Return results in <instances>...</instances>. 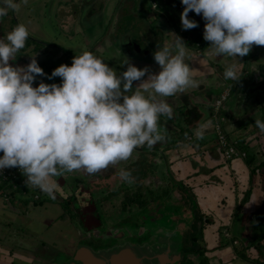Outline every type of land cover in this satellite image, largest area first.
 <instances>
[{
    "label": "rangeland",
    "instance_id": "rangeland-1",
    "mask_svg": "<svg viewBox=\"0 0 264 264\" xmlns=\"http://www.w3.org/2000/svg\"><path fill=\"white\" fill-rule=\"evenodd\" d=\"M92 1L34 0L31 2L28 0L27 5H22L19 12L9 10L6 16L0 17V39H5L7 33L12 31L16 25L24 24L29 31L28 39L36 41L39 45L38 52L34 55L22 56V60L15 57L14 61H10L14 67H24L35 57L46 75L37 76L33 86H38L41 81L49 84L61 83L59 77L52 80L47 78L51 75L50 71L57 67L55 66L56 61L60 60L59 62L62 64L72 63L73 57L84 51L92 52L111 66L118 75L126 71L129 65L138 69H148L143 80H147L149 74L158 73L160 66L154 68L152 64L143 62L144 59H142L144 52H148L147 55L151 58L153 53L160 50L150 49L146 45L147 42H152L156 33L160 31L155 24L151 23L150 17L154 16L153 21L157 19L162 21L163 15L158 13L159 11L162 14L174 11L179 16L183 9L181 7L176 10L175 7L181 1L156 0L159 5L157 9L152 8V0H124L123 2L106 0L99 8L97 7L98 3L94 4ZM2 6L3 2L0 0V7ZM127 41L132 42L130 47L131 45L133 48L138 46L141 53L139 55L132 54L134 57H130L128 48L124 45ZM125 61L127 63H124ZM186 62L188 63L187 58ZM236 64L238 67L240 66L238 68L240 79H243L246 74H244V69H248L249 77L245 79L246 75L244 79L249 80L251 86L257 83L262 88L264 87V69L263 73L258 70L254 73L250 72V67L264 64V46H253L247 56L233 59L231 65ZM209 65L211 69L207 65L203 68L200 67L197 78L200 79V82L205 81L209 84L211 92L214 93L209 96L211 101L218 93L216 85L220 75H223L225 68L230 64H220L217 67L216 62L211 61ZM140 83L141 81H134L133 88L135 89ZM226 87L230 88V92L224 114L228 118H235L233 123L236 128L232 130L225 128L228 132L227 136L230 140L244 138L245 132L249 137L251 136L252 141L249 148L257 152L258 161L256 162L259 163L262 159L260 154H262L261 146L264 147V134H261L256 127L255 120L264 121V92L257 93L255 90L259 88L257 85L251 95L247 94L242 97L239 87L237 85L233 88L230 87V82L219 87V90ZM172 109V119L177 120L180 127L184 126L183 120L185 115H189L188 111L184 109L183 114L174 106ZM206 111L204 110L205 116L209 114V111ZM225 120L226 118H224V122ZM165 121L166 119L162 123ZM174 122L172 121L170 124L175 126ZM158 124L159 127L163 126L160 121ZM145 146L134 150L127 161L109 165L107 169L94 175H89L81 170L53 178L57 184L54 199L39 188L27 186L28 192L23 193L20 197L27 198L33 191L42 193L41 204L34 205L32 200L26 204H20L18 200L10 203L8 194L5 192L6 195L0 197V205L7 211L10 210L11 213H17L18 209L26 211L20 215L24 229H20L18 233L20 236L28 234V238L21 239L22 244L4 241L6 246L4 245L1 249L5 252L11 251L14 254H20L22 256L20 258L43 255L48 262L63 261L66 259L65 257H68V251L70 252L76 246H88L94 251L99 249L103 251L104 248L112 246L109 243H104L107 242L106 240L97 241L93 237L94 235L91 236L92 233L101 232L103 229L101 227H106L110 233H115L112 228L124 230L125 233L121 237L125 238L126 234L133 233L132 237L136 238L140 236V233L136 231L137 228L134 232L132 228L135 226L132 225L144 223L146 228L143 229L145 236H149L146 238L148 241L143 244L130 242L132 249L139 257H147V260H143L144 264H177L183 257H186V261L191 262L193 253L191 248L202 249L201 242H199L201 235H199L200 231L195 221L198 219V223L204 224L206 215L203 217L204 210L197 205L196 199L198 198L195 194L186 192L191 197L188 200H182L181 196H178V193L183 190L181 188L179 191L178 187L173 189L174 184L169 178L166 166L164 163H160L159 157L161 156L153 152L154 149L150 150ZM245 152L248 157L252 155L248 149ZM238 162L243 169L240 173L244 178H240V183L238 180L236 182L234 180L233 190L237 191L233 193L232 197L235 210L230 220L223 221L227 223L223 227L229 229L236 243L232 245V240L227 242L221 238V242L226 246L221 250H231V255L235 260L228 262L230 264H264V193L258 188L259 179L257 176L248 178L246 174L248 172L245 170L248 165L245 159H238ZM122 168L131 172L132 183L125 182L120 178L119 171ZM223 169L222 167L216 169L222 176L221 185L224 186L230 180L228 184L232 186L233 181L227 176V169ZM204 171L208 172L206 168ZM235 172L233 174L239 177L238 172L236 170ZM135 173L139 176L137 177ZM136 177L138 178L137 183L134 180ZM161 180L164 181L162 185H160ZM173 180L177 182L175 178ZM248 189H250L249 192L251 191L249 196L241 202L242 196L238 194V191L243 193ZM35 193L32 194L33 199L37 196ZM70 195L75 197L74 200L70 199L74 205L69 202L65 203L66 198ZM152 198L156 199L155 202L152 201ZM178 200L181 201L179 202L180 207L174 204ZM59 201H63L64 206H61ZM223 211H225V215L229 212L227 209ZM185 212H187V216ZM69 213H73L72 218L67 216ZM192 214H199V217L197 219L195 216L193 219L189 218ZM64 215H66L65 220L63 219ZM44 220L46 222H43ZM194 224L196 227H193ZM10 229L11 226L0 228V235L6 236V234L15 233ZM223 229H221V233ZM87 234L92 239L90 237L88 239ZM246 235H249L250 239H247ZM245 239L247 240L245 241ZM194 240L196 243L193 244ZM118 241L123 243L121 240ZM126 247L130 246L122 244V249ZM116 249L118 247L112 246L109 251H116ZM25 253H28L27 256ZM218 261L223 260L221 258ZM193 262L198 261L194 260ZM22 264H29V262L24 261Z\"/></svg>",
    "mask_w": 264,
    "mask_h": 264
},
{
    "label": "clouds",
    "instance_id": "clouds-1",
    "mask_svg": "<svg viewBox=\"0 0 264 264\" xmlns=\"http://www.w3.org/2000/svg\"><path fill=\"white\" fill-rule=\"evenodd\" d=\"M2 2L0 17L9 10L19 12L28 0ZM181 4L182 30L199 26L189 19V12L205 21L203 39L209 43V55L242 58L253 46H264V0H181ZM174 37L154 53L160 71L147 80L142 79L147 68L129 65L118 75L84 51L73 57L70 66L61 64L47 77H59L61 83L41 81L33 86L37 76L46 75L35 57L24 67L10 63L29 38L27 27L16 25L0 39V170L18 168L27 177V186L54 199L53 178L81 170L94 175L127 161L137 148L146 145L151 150L162 142L159 117L173 118V109L163 98L199 86L186 62L188 47ZM223 77L234 82L241 78L236 65L227 66ZM134 81H141L135 89ZM255 125L264 134V121L257 119ZM206 127L201 124L196 130L198 139ZM119 176L132 183L130 171L122 168Z\"/></svg>",
    "mask_w": 264,
    "mask_h": 264
},
{
    "label": "crops",
    "instance_id": "crops-1",
    "mask_svg": "<svg viewBox=\"0 0 264 264\" xmlns=\"http://www.w3.org/2000/svg\"><path fill=\"white\" fill-rule=\"evenodd\" d=\"M102 1V0H101ZM99 0H93L92 2L98 3V8L102 7V2H105L106 0H103L102 2ZM124 0H118V2H123ZM31 2H34V0H31ZM23 8V7H22ZM160 13V11L158 12ZM178 13V12H177ZM28 14V13H27ZM163 15V20L160 19L153 21L154 16L150 17L151 23L155 24L157 28L160 30L156 33V36L154 37V40L152 42H147L146 45L149 46L150 49H161L166 42L171 43L174 41L175 37L178 36L181 38L182 34H187L185 37L181 38L186 46L188 47V55L186 58L188 59V64L190 68L194 69L195 75L194 78L200 82V79L197 78L199 75L200 67L203 68V66L207 65L209 69H211V66L209 65V62L213 61L216 62L217 67L220 64H232L233 59L235 57H227V56H212L208 54V47L209 45L205 46L202 51L198 50L197 44L194 45V43L190 40L194 38L195 34H190L188 30H182L180 17L177 15L176 20L175 17L173 21L168 20L167 17ZM165 18V19H164ZM199 20L205 22L202 18V16L197 15L196 17ZM150 29L155 32V30L149 26ZM180 28V30L178 29ZM204 28V27H203ZM204 29L201 31V35H203ZM174 35V36H173ZM132 42L127 41L124 45H126V48H128L129 56H132V54L139 55L140 49L137 46V48H133V45L131 47L129 46ZM139 50L137 53L135 50ZM133 51V52H131ZM148 52H144L142 59H144L143 62H148L154 66H159L157 62L154 59V53L151 58L147 55ZM174 54V53H173ZM147 58V59H146ZM134 59V58H132ZM150 59V60H149ZM135 60V59H134ZM138 60V59H137ZM141 61V60H140ZM237 70L240 68L238 67V64H236ZM114 70V69H113ZM115 71V70H114ZM160 70H158L159 72ZM52 73V72H51ZM249 76H246L245 79H248ZM201 78V76H200ZM243 77V82L248 81V83H244L242 85H239L240 89V95L243 97L245 95H251L252 94V86L251 83H249V80H245ZM232 80H225L223 75H220L219 81L217 83V87L219 88L223 84H227V82H231ZM232 83V82H231ZM214 94L211 93L209 84L205 81H202L199 83V86L196 88H189L187 89L183 94L178 93L175 96L163 98L166 100V102L170 106H174L179 112L183 113V110L186 109L188 111L189 115H185L184 117V126L182 125L180 127V124L177 123V120L175 119H168L163 116L159 117V121L161 122L162 127H160L162 133L165 135V139L162 142H158L152 149L156 151H162L166 161H167V168L170 174L177 180V183L179 184V191L178 196H181L180 198L183 199H191L190 195H187L186 192H192L196 195L198 198L197 200L200 201V207L202 210H204L203 217L205 216L204 224H202V232L199 233L201 235L199 238V242L202 245V254L203 255V261L205 264H230L228 262H232L234 259V256H232V252L230 249L221 250L223 247H226L222 242L221 238L225 239L227 242L228 240L231 242H235L233 236L231 235L229 229L226 227H223L224 224H227L226 222H223L224 220L228 219L230 220L232 218V214L235 210V207L233 206V193L237 192L234 189V180H238V183H240V178H244L241 174L243 169L240 166L238 159H233L231 161H226L223 159L222 152L218 146V143L216 142L213 134V125L211 120L209 119V114L205 116L204 110H210V104L212 102V98L210 101V95ZM158 99H160L158 97ZM171 107V108H172ZM207 112V111H206ZM184 114V113H183ZM208 117V118H207ZM226 118L224 122V129H236L234 122V117L228 118L226 115L224 116ZM166 119L165 123H162V121ZM175 121V126H172L170 121ZM207 123H206V121ZM201 124H207V127L204 130V136L202 139H198L196 136V130L199 128ZM193 128H190V133L186 137H183L180 133V130L185 129L187 127L193 126ZM164 127V128H163ZM226 131V130H225ZM227 132V131H226ZM228 134V132H227ZM246 135H243L244 138L247 139L246 142H249L246 145H243L241 149L245 152L247 149L252 152V155L254 154V165L256 166L258 164V157L257 152L253 149L249 148L250 142L252 141V137ZM146 147V146H145ZM153 150V152H154ZM246 153V152H245ZM159 157V156H158ZM248 157L246 153V158ZM160 158V163H164L163 160ZM262 161V159L260 160ZM243 166V165H242ZM219 167L224 168L223 170L228 171L227 176L233 181L232 186L228 184L230 180L227 181V184L224 186L221 185L222 181L220 176V172H217L216 169ZM204 168L207 169L208 172L204 171ZM235 170L238 172L239 177H237L235 174ZM245 170L248 172L246 173L248 178L251 177L250 170L247 167H245ZM203 173H202V172ZM241 172V173H240ZM136 174V173H135ZM138 177L139 174H136ZM234 176V177H233ZM250 176V177H249ZM253 176L258 177V183L259 187L261 189V192L264 193V184H263V176L264 173H258L254 174ZM134 178L135 183H137L138 178ZM160 185L164 183L163 180L160 181ZM262 185V186H261ZM234 186V187H233ZM148 190V187H146ZM250 189L247 191L239 192L238 194L242 196L241 202L246 199L250 192ZM225 191V192H224ZM220 194V195H218ZM240 196V197H241ZM179 201V200H178ZM225 205V206H224ZM227 209L228 214L225 215V210ZM218 210V211H217ZM10 211V210H9ZM0 205V228L2 227H10L11 231L15 233L6 234V236L0 235V264H22L24 261H28L29 264H46L47 260L44 259L45 257L43 255H35L34 257H22L20 254H14L11 251H3L1 248L5 245L4 241H10V243H20L22 244L23 238H28L25 234L23 236L19 235V230L24 229L22 220L20 218V215L26 212L25 210L18 209V212L11 213ZM208 220V222H206ZM43 222H46L44 220ZM42 222V223H43ZM223 229L221 233V229ZM225 232L227 234H225ZM247 239L249 238V235H246ZM245 239V241L247 240ZM6 242V243H7ZM233 245V244H232ZM6 246V245H5ZM11 246V245H9ZM13 246V245H12ZM21 247V246H20ZM201 250V249H200ZM26 256L28 253H25ZM234 255V254H233ZM236 257V256H235ZM217 258V259H216ZM223 261H218V259H221ZM231 260V261H230ZM201 262V261H200ZM209 262V263H207Z\"/></svg>",
    "mask_w": 264,
    "mask_h": 264
},
{
    "label": "trees",
    "instance_id": "trees-1",
    "mask_svg": "<svg viewBox=\"0 0 264 264\" xmlns=\"http://www.w3.org/2000/svg\"><path fill=\"white\" fill-rule=\"evenodd\" d=\"M171 1H173V0H171ZM181 1V0H180ZM152 2H155L156 3V8H158V1H156V0H152ZM167 3H170V2H167ZM178 5L175 7L176 8V10L178 9V8H181L182 7V9H183V5L181 4V2H179V3H177ZM161 13V12H160ZM179 14V13H178ZM181 14V13H180ZM180 14H179V17H180ZM165 15V17H167V19L168 20H171V21H173V19H174V17L175 16H177L175 13H174V11H170V12H168L167 14H164ZM197 17V14H195L194 12H189V19H192V20H195L197 23H198V27L197 28H194V29H191V30H188L189 31V33L190 34H192V33H194L195 34V36H194V38H192V39H190L193 43H194V45L195 44H197V47H198V50H200V51H202L203 50V48L205 47V46H207V45H209V43L208 42H206L204 39H203V35H201V31H202V29H204L203 27H204V23H203V21H201V20H199L198 21V19L196 18ZM15 21V20H14ZM179 26H181V25H179ZM182 27V26H181ZM179 30H180V28H178ZM185 35H187V34H182L181 35V38H183V37H185ZM184 39V38H183ZM38 48H39V45L37 44V42L36 41H32V40H30V39H28L27 41H26V44H25V48L24 49H21L19 52L20 53H18L17 55H16V59H19V60H22V56H24V57H30L31 56V54H35V53H37L38 51ZM21 55V56H20ZM246 59H248L249 60V58H247V57H245ZM245 59V60H246ZM60 60H58V61H56V63H57V67L58 66H60V64H62L61 62H59ZM69 66L71 65V62L68 64ZM255 65V64H254ZM109 67H111V66H109ZM112 68V67H111ZM113 69V68H112ZM263 69H264V64H259V65H255V66H253V67H250V72L251 73H254V72H256L257 70L259 71V72H262L263 73ZM50 70H51V68H50ZM52 72V70L50 71V73ZM246 73V74H245ZM244 74H245V76L247 75L248 76V69H244ZM263 75H264V73H263ZM244 76V77H245ZM246 82V81H245ZM236 83V84H235ZM230 82V87L232 86V88L233 87H235V85H237V87L239 86V85H242V84H244V82H243V79H240V81H238V82ZM255 84H257V83H255ZM253 85L252 86V88L254 89L255 87H257V85L259 86V88H257V89H255V90H257V93H260V94H262L263 92H264V87L262 88V86L260 85V84H257V85ZM224 85V84H223ZM225 85H227V84H225ZM222 86V85H221ZM220 86V87H221ZM218 88V87H217ZM226 88H228V87H226ZM226 88H223V89H221V90H219V88H218V93L217 94H215V97H214V99L215 98H217L220 94H221V92L222 91H224V89H226ZM261 88V89H260ZM229 90H230V88H229ZM212 93V92H211ZM213 95V94H212ZM213 101V100H212ZM212 103V102H211ZM226 109H227V103H226ZM226 110H222V111H220V112H218L219 113V115H221V116H223V115H225L224 114V112H225ZM211 114H212V111H211V105H210V110H209V119L211 120V122H212V125H213V119H212V116H211ZM171 121V120H170ZM194 127V125L193 126H191V127H187V128H185V129H182V130H180V133H181V135H182V139H183V137H186L187 135H189V134H191L190 133V128H193ZM230 140V139H229ZM231 141H235L236 143H237V147L240 149L242 146V143H243V145H246V144H248L249 142H246L247 141V139L246 138H236V139H234V140H231ZM264 147L263 146H261V152H262V154H260L261 156H262V161H260L256 166L254 165V160H255V158H254V154L253 155H251V156H249V157H247V158H245V162L247 163V165H248V168H249V170H250V173H251V176H253L254 174H257L258 175V173H259V171H260V173H264ZM0 156H2V153H0ZM5 192H7V196H8V198H9V202L10 203H14V201H16V200H18V202L20 203V204H26V203H29V201L30 200H32V204H41L42 203V193H35L34 191H33V193H35L36 195H37V197L36 198H34L33 199V193L31 194V196H29V197H27V198H25V197H23V198H21L20 196L23 194V193H25V192H28V188H27V185H25V183H21V179L20 180H16V181H13V180H11V179H9L8 181H3V182H1L0 181V197H2L3 195H6V193ZM187 194V193H186ZM188 195V194H187ZM73 198H75L74 197V195H70L69 197H67L66 198V201H65V203H70V204H72L73 203V201L71 200L70 201V199H73ZM63 200V199H62ZM74 200V199H73ZM154 200H156L155 198H152V201H154ZM191 201V200H190ZM155 202V201H154ZM59 203H60V205L61 206H64L63 205V201H59ZM64 203V204H65ZM73 205H74V203H73ZM72 205V206H73ZM77 206V205H76ZM72 215H73V213H69V215H67V216H69L70 218H72ZM65 216L66 215H64V217H63V219L65 220ZM206 222H208V220H206ZM199 253H201V252H199ZM199 264H205V262L202 260Z\"/></svg>",
    "mask_w": 264,
    "mask_h": 264
},
{
    "label": "flooded vegetation",
    "instance_id": "flooded-vegetation-1",
    "mask_svg": "<svg viewBox=\"0 0 264 264\" xmlns=\"http://www.w3.org/2000/svg\"><path fill=\"white\" fill-rule=\"evenodd\" d=\"M104 4V2L102 3V5ZM93 6V5H92ZM83 8V7H82ZM59 51H62L61 49H59ZM67 64V63H66ZM57 65V63L55 64V66ZM179 202H181V201H177L176 203H174L176 206H178V207H180V204H179ZM196 203H198L197 205L200 207V201H198L197 199H196ZM201 208V207H200ZM192 210V209H191ZM191 210H190V212H191ZM182 211H183V209H182ZM155 212L157 213V209L155 210ZM186 213V216H187V212H185ZM138 217L140 216V215H137ZM194 216L196 217V219L199 217V214L198 215H196V214H192L189 218H191V219H193L194 218ZM198 220V219H197ZM197 220L195 221V223L196 224H198L197 226H198V230L200 231L199 233H201L202 232V224H200V223H198L197 222ZM202 223V222H201ZM144 224V223H143ZM142 223H136V225H132V226H135V227H133L132 229H134V232H135V229H136V231L137 232H139L140 233V236H138V237H136V238H134V237H132L134 234L133 233H128V234H126L124 237L125 238H123V237H121L122 235H123V233H125V231L124 230H118V229H114V228H112V230H114L115 231V233H110V232H108L107 231V228L106 227H101V228H103L102 229V231L101 232H99V231H97V233H90L91 234V236L92 235H94L93 237L97 240V241H99V240H102V241H104V240H106L107 242H104V243H109V244H111L112 246H114V247H118V249H116V252H117V250H119V248H120V250H122V244L123 245H128V246H130L131 248H132V245H131V243L130 242H132V244L133 243H138V242H141L142 244H143V242H145V241H148V239H146V238H148L149 236L148 235H146L145 236V230L143 229V228H146L144 225H143ZM195 226V224L193 225V227ZM196 227V226H195ZM86 228V227H85ZM111 228V227H110ZM87 229V228H86ZM112 235H114V236H112ZM87 236H88V239H89V237L92 239V237L89 235V234H87ZM139 238H141V239H139ZM118 240H121V241H123V243H121V242H119ZM194 243H196V240H194V242H193V244ZM80 246H82V247H87L88 249H90L92 252H94V253H99V252H111V251H109V249H110V247H112V246H110V247H107V248H104L103 249V251H101L100 249L99 250H97V251H94L92 248H90V247H88V246H83V245H80ZM193 246V245H192ZM77 247H79V246H76V247H74L70 252L68 251V257H65L66 259L65 260H63V261H47V263L46 264H72V262H73V253H74V251H75V249L77 248ZM194 247V246H193ZM127 248V247H126ZM201 249V248H200ZM199 248H197V249H195V248H191V252H193L192 253V255H191V257H192V259H191V262H189V261H186V257L184 258L183 257V259H181L179 262H177V264H199L200 263V261H202L203 260V255L201 254H199L198 252H200L201 250H200ZM62 251H64V250H62ZM66 251V250H65ZM115 251V250H114ZM198 253V254H197ZM61 255H63V254H61ZM184 255V254H183ZM64 256V255H63ZM200 257V258H199ZM47 260V259H46ZM194 260H196V261H198V262H193ZM186 261V262H185ZM73 264H81L79 261H74L73 262Z\"/></svg>",
    "mask_w": 264,
    "mask_h": 264
},
{
    "label": "built area",
    "instance_id": "built-area-1",
    "mask_svg": "<svg viewBox=\"0 0 264 264\" xmlns=\"http://www.w3.org/2000/svg\"><path fill=\"white\" fill-rule=\"evenodd\" d=\"M152 8H156L155 2H152ZM229 92V88L224 89V91H222L217 98L213 99L212 103L210 104L212 111L211 116L213 119V134L222 152L223 159L226 161L246 158V153L237 147V143L235 141L229 140L224 129V118L218 113L222 110H226V102ZM9 179L13 181L21 179V183L23 184L25 182L23 180H26L27 177L23 176L18 168H5L0 170V181H8ZM36 197L37 196H35V198ZM225 234L227 233L225 232ZM235 243L236 242H233V244Z\"/></svg>",
    "mask_w": 264,
    "mask_h": 264
},
{
    "label": "water",
    "instance_id": "water-1",
    "mask_svg": "<svg viewBox=\"0 0 264 264\" xmlns=\"http://www.w3.org/2000/svg\"><path fill=\"white\" fill-rule=\"evenodd\" d=\"M135 51L139 53V50L136 49ZM154 152L161 156V159L163 160L166 166L167 172L170 175L169 178L173 181V189L176 187L179 188V184L175 182V180H173L170 172L168 171L167 161L163 152L159 150H154ZM73 254V262L79 261L81 264H144L143 260H147V257H139V255L135 253L134 249L130 247L124 248L118 252L112 251L94 253L87 247L79 246L75 249Z\"/></svg>",
    "mask_w": 264,
    "mask_h": 264
}]
</instances>
